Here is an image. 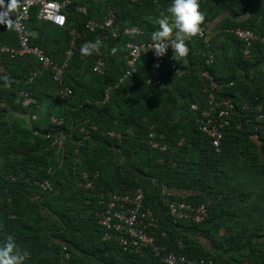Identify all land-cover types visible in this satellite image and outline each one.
Here are the masks:
<instances>
[{
    "label": "trees",
    "instance_id": "1",
    "mask_svg": "<svg viewBox=\"0 0 264 264\" xmlns=\"http://www.w3.org/2000/svg\"><path fill=\"white\" fill-rule=\"evenodd\" d=\"M170 3L171 0H74L68 11L76 18L68 12L67 24L63 27L38 17L63 31L66 48L59 56L60 60L40 45L55 59L61 61L66 56L70 31L75 27L81 33L78 39L79 46L86 40L97 37L102 39L103 47L109 55L108 68L104 75L94 74L91 71L93 57L81 58L79 53H76L67 74L74 66L80 68L84 63L88 64L89 72L86 75V82L70 83L68 77L72 79L73 75L66 74V80L76 94L73 101L62 100L71 105L62 116L64 123L61 126L54 125L49 114L42 118L39 115L38 119L33 118L31 128L14 127L5 142L7 144L5 148L3 147L4 150L18 154L16 158L20 164L28 165V162L34 161L39 168L41 167V172L37 176H30L31 179L28 180L16 169L15 163L7 161L4 171L6 173L0 174V227L4 225L12 228L14 235H17L13 228L17 221L15 216L19 221V218L26 216L28 210L32 208L34 214L41 217L35 218L37 221L21 222L23 231L18 233L26 236V231H32V235H35L40 230H47V237L54 239L55 246L61 249L65 256L71 248L81 247L83 240L87 238L106 248L117 249L135 261L164 264L151 249L146 250L144 254L129 253L123 251L116 241L103 240L104 229L98 223L96 214L99 198L95 191L78 185L79 169L98 170L100 176L95 182L97 189L111 192H122L138 187L144 189V207L152 208L160 219V229L156 231L155 236L159 242L166 244L169 250L187 255H213L217 264H264V243L261 241L264 234L261 229L242 224L240 227H227L224 235H217L219 228L223 227L222 222L232 217L227 215L229 214L227 208L222 206L227 199L224 189L228 183V168L225 164L236 158L233 155L238 154L249 160H259L258 151L260 149L264 151V135L260 131L262 128L256 130L254 114L241 108L244 100L262 94V85L259 81L260 76L264 75V46L256 43L252 47L251 57L245 58L243 43L222 30L242 26L264 33V0H206L200 7L204 15L202 25L208 29L214 27L209 41L215 51V61L208 68L214 78L224 84L222 94L231 96L237 104L232 122L226 128L221 153H216L210 139L199 130L195 113L191 109L194 102L204 103L203 79L199 74V68L205 66V62L201 57L195 56L193 50L205 46V42L197 37L186 42L187 61L180 67L187 71L170 74L168 88L156 89L148 84L150 58L144 55L137 73L113 88L107 102H100L104 98L105 90L118 82L125 73L126 61L124 52L119 47V40L103 30L89 31L85 26L86 20L103 18L107 7L111 6L123 26L135 25L143 28L145 39L151 41V34L158 29L159 24L145 16L144 11L157 15L161 11L166 12ZM81 6L87 8V14L78 12L83 21L76 14L78 7ZM7 19L11 21L9 17ZM13 29L15 30L14 26ZM14 32L16 35V30ZM16 41L19 44L18 37ZM31 43L37 42L31 39ZM0 54L2 55L0 66H4V70L0 72V79L5 80L9 75L16 78L23 74L21 89L26 85L29 71L39 66L36 58L32 55ZM40 79L51 81L58 89L52 73L45 71L28 86L34 98L35 84ZM231 81L236 85L228 86ZM86 98H89L91 103L83 104ZM33 107L36 108V103ZM172 108L177 110L174 119L168 117ZM37 112L33 109V114L37 115ZM85 119L95 123L98 130L94 131L80 148L83 166L74 170V150L81 140L79 128ZM40 124L44 126L41 127ZM152 124H155L158 136L165 135L164 142L167 145L165 151L152 148L148 143V132ZM238 125H241V128H238ZM106 130L117 131L121 137L114 138L101 133ZM56 131L64 133L66 144L60 161L54 162L52 159L54 149L50 148L52 139L48 134ZM7 133H10V130ZM256 135L263 141L261 144L255 142ZM20 142L22 145H19ZM111 159L116 161L113 173L108 172L113 167ZM50 168L52 172L49 173ZM134 171L140 176L138 177ZM11 174H16L18 178L15 181L7 179L6 177ZM48 177L53 181L54 190L41 192L35 181ZM5 184L12 187L7 193ZM172 188L191 191L178 196L171 193ZM34 191L39 192V199L31 202L29 200L35 194ZM6 194L10 197L7 201L3 199ZM165 198L185 200L194 204L209 202V215L202 222L174 219L168 213ZM218 199L220 203H216ZM85 214L92 216L89 227L81 220ZM48 215L56 217L62 224L56 232ZM214 229L216 234L212 233ZM163 230L167 231V238H161L160 231ZM82 232L83 238H77V234ZM85 233L90 234V237ZM190 233L204 236L213 244H220L221 248L234 251L231 259H217L211 252L196 251L195 245H191L189 240ZM175 239L182 241L183 247H180Z\"/></svg>",
    "mask_w": 264,
    "mask_h": 264
},
{
    "label": "built area",
    "instance_id": "2",
    "mask_svg": "<svg viewBox=\"0 0 264 264\" xmlns=\"http://www.w3.org/2000/svg\"><path fill=\"white\" fill-rule=\"evenodd\" d=\"M74 0H0V15L10 18L18 37V47H10L0 45V53L14 55H32L36 58L39 66L29 71L26 79V85L19 92L20 101L23 106L29 107L37 101L33 96L31 88L28 86L45 71L52 73L53 80L58 85V98L61 100H69L75 97V90L66 80V73L70 68L72 58L79 53L81 58L93 57L91 71L97 75H104L108 68V51L103 47L101 38H93L84 41L82 46L78 45V39L81 33L77 28L70 31L69 47L66 56L59 61L50 55L46 50L37 44H32L30 34L27 29L28 21L31 18L32 8L37 7L38 17L45 21H50L58 26L67 24L68 8ZM136 1V0H134ZM206 0H199L201 5ZM79 10L87 14L85 6L79 7ZM86 28L95 32L98 30L106 31L110 35L119 40V47L124 52L126 61V70L123 76L114 85L109 86L105 90L104 98L100 101L105 103L110 99V91L125 82L127 78L137 73L140 61L144 55L149 56V76L148 84L156 89H166L170 85V74H181L186 69L180 67L187 61V55L178 61L173 59L171 48L163 57L155 55L153 42L145 39V31L143 28L135 25H122L118 21L116 11L111 6L107 7L106 15L101 19L88 18L85 22ZM224 33L233 35L243 43V55L250 58L252 55V47L259 43L264 46V33L255 31L252 28L242 26L228 27L222 30ZM210 32L206 26H200V32L197 36L205 42V46L196 47L193 50L195 56L204 59L205 66L199 68V74L203 79L202 89L204 93L202 104L201 101L191 104V109L195 113V121L199 130L207 136L216 153L223 151L222 143L225 136L226 128L231 124L237 104L234 98L229 95L222 94L224 84L218 82L208 66L215 61V51L210 46ZM174 38V36H173ZM100 41L99 47L91 54L85 55L81 49L85 44H95ZM169 64V68L165 66ZM4 70V66H0V72ZM236 83L231 81L228 86H235ZM91 100L86 98L83 104H89ZM242 110L251 111L255 116L256 124L254 128L259 130L264 126V83L262 84V94L249 97L243 101ZM35 115L33 116V118ZM51 122L56 126L64 123V118L52 116ZM241 128V125H238ZM82 135L78 142V147L74 150L73 169L78 170L83 166V160L80 154V148L90 139L92 133L98 130V126L89 119L83 120L80 128ZM102 134L114 138H120L121 134L114 130L102 131ZM148 143L152 148L165 151L167 145L164 142L165 135H157L156 126L152 124L148 132ZM48 137L52 139L50 148H54L59 159L64 152L66 144V136L61 131L49 133ZM80 170V180L78 185L85 189L93 190L99 198V207L96 212L98 223L103 227V240H114L125 252H134L144 254L151 249L156 256L164 264H217L213 255H187L169 250L167 245L159 242L155 236L157 230L160 229V219L158 215L150 207H144V189L142 187L122 191L111 192L96 188V180L100 176L98 170ZM52 169H49V173ZM15 181L18 176L11 174L6 177ZM41 192H52L54 184L51 178H44L41 181H35ZM37 195L36 197H38ZM168 209V213L174 219L191 220L194 222H202L209 215L208 204H194L189 201L180 199H164ZM161 238H167V231H160ZM175 242L183 247L182 241L175 239ZM69 257V253H66Z\"/></svg>",
    "mask_w": 264,
    "mask_h": 264
},
{
    "label": "crops",
    "instance_id": "3",
    "mask_svg": "<svg viewBox=\"0 0 264 264\" xmlns=\"http://www.w3.org/2000/svg\"><path fill=\"white\" fill-rule=\"evenodd\" d=\"M77 10L78 11L76 14L78 15V18H82L83 21V17H81L78 13L81 12L79 7ZM70 12L68 14H72L73 18H76L75 15L73 13L70 14ZM144 13L145 16L158 22L159 18L161 17L160 14L165 12L161 11L160 14L157 15L151 14L150 11H144ZM213 28L214 27H209V31L212 32L214 30ZM27 29L30 34V39H33L37 42L33 44L43 45L53 56L60 60L59 56L66 48L62 29L55 27L50 22L40 20L35 7L32 8L31 18L28 21ZM14 31L15 30L13 29L11 21H9L7 17L0 16V45L18 47L17 45L19 44L16 41L17 34L15 35ZM0 56L2 55L0 54ZM87 65V63H84L82 66H80V68H76L74 66L68 74L66 73L67 76L70 73L73 75L72 79L68 77V81L70 83L74 81L86 82V75L89 72L87 70ZM165 68L168 69L169 64H167ZM15 70L17 72H21L17 69ZM22 77L23 74L16 78H13L12 75H9L5 80L0 79V174L2 175V173H6L4 171L6 170L5 168L8 161L15 163L16 169L23 175V177L26 176L25 179L30 180V176H37L40 174L41 167L39 168V165L34 161L28 162V165L20 164V162H17L16 158L19 156L18 154L13 153L10 150L5 151L4 148L7 144L5 142L7 141L8 136L12 133L14 127H19L21 129L31 128L34 115L37 119L38 115L42 118L43 116H47L49 114H51V116L61 117L64 116L67 110L71 108V105L67 103V101L58 99V89L55 84H52L51 81H47V79H40L36 81L34 90L35 99L37 101L36 108H34L33 105L29 107L23 106L19 97V92L21 90L20 84L23 81ZM263 83L264 75L260 76L259 81L260 85ZM251 86L253 85L251 84ZM70 100L73 101L74 99L72 98ZM33 109L38 111L37 115L33 114ZM176 116L177 110L172 108L168 117L170 119H174ZM40 126L43 127L44 125L40 124ZM261 128L262 129L260 131L264 135V126ZM8 130H10V133H7ZM254 140L259 144L263 142L259 135H256ZM19 145H22V143L20 142ZM258 153L260 155L259 160H249V158L246 159L244 158L245 156L238 154L233 155V157L236 158L231 161L229 160L225 164L228 168V183L224 189L227 199L224 200L222 206L223 208H227L226 211L228 210L227 212L229 213L227 215L232 217L231 219H227L222 222L223 227L219 228L218 233L215 231V229L212 230V233H217V235L220 234L221 236L224 235V231L227 227H240L242 224H245L252 228L261 229L262 233L264 234V151L260 149ZM52 159L54 162L60 161L59 154L55 149L53 150ZM110 163L113 165V167L108 172L113 173V168L115 165L114 163H116V161L111 159ZM124 166L127 165L124 164ZM134 173L138 174V177L140 176L138 172L134 171ZM11 188L12 187L10 184H5L6 193L9 192ZM190 191L191 190L179 191L178 189L172 188L171 193L179 196L188 194ZM35 192L36 191H34V193ZM38 194L39 192L31 196L29 201L33 202V200L39 199V196L36 197ZM9 198L10 197H8V194L3 197V199L6 201L9 200ZM218 201L219 199L216 201V203H220ZM12 217L13 216H11V218ZM15 217L17 221H15V224H13V228L15 229V233L17 235H14L12 228L2 225L0 227V240H3L7 235H12L15 238L18 247L28 253V256L25 259V264H156L151 263L150 261H146L144 263L135 261L126 254L120 253L117 251V249L106 248L105 246L101 244L98 245L87 238L83 240L81 247L71 248V251L69 252V258H67L64 252L55 246L56 242L54 239L47 237V230H40L35 235H32V231H26V236L21 235L23 226L20 223L32 220L37 221L35 218L38 219L41 217V215L34 214V210L30 208V210H28V214L22 218H19V221L18 217ZM49 217V220L52 219V227L54 232H56V230L59 229L62 224L56 217ZM90 217L92 218L90 214H85L83 215V219H81L82 222L84 220L87 227H89V223L91 224ZM43 219L41 220V223L43 222ZM88 231H91L90 228ZM79 233L77 234V238H83L82 236L84 233ZM85 235L90 237V234L88 233H85ZM188 235L191 245H195L194 249L196 251H199L200 253L207 251L211 252V254H214L217 259H231L234 251H229L226 248L223 249L220 247L219 243V245H215L210 242L209 239L205 238L204 236H200L199 234L190 233ZM261 241L264 243V238Z\"/></svg>",
    "mask_w": 264,
    "mask_h": 264
},
{
    "label": "clouds",
    "instance_id": "4",
    "mask_svg": "<svg viewBox=\"0 0 264 264\" xmlns=\"http://www.w3.org/2000/svg\"><path fill=\"white\" fill-rule=\"evenodd\" d=\"M203 22L204 15L200 10L199 0H171L166 12L158 20V29L151 34V49L159 58L171 48L173 59H182L188 54L186 42L199 34ZM99 45L100 41L85 44L81 51L85 55H91ZM27 256L28 253L18 247L12 235L0 240V264H25Z\"/></svg>",
    "mask_w": 264,
    "mask_h": 264
}]
</instances>
